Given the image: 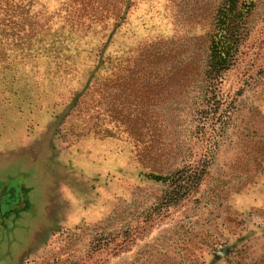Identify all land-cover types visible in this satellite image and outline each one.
<instances>
[{"label": "rangeland", "instance_id": "obj_1", "mask_svg": "<svg viewBox=\"0 0 264 264\" xmlns=\"http://www.w3.org/2000/svg\"><path fill=\"white\" fill-rule=\"evenodd\" d=\"M218 1L130 0L113 27L124 0H0V186L16 181L30 202L0 216V264H264V0L227 75L243 90L206 179L164 206L169 186L148 175L181 166L192 141L199 81L168 80L201 63V18ZM160 39L178 40L147 104L146 165L115 80Z\"/></svg>", "mask_w": 264, "mask_h": 264}, {"label": "trees", "instance_id": "obj_2", "mask_svg": "<svg viewBox=\"0 0 264 264\" xmlns=\"http://www.w3.org/2000/svg\"><path fill=\"white\" fill-rule=\"evenodd\" d=\"M124 1L121 10L110 12L114 15L113 18H109L113 20V27L118 26L128 12L131 2ZM260 1L219 0L215 7L201 18V21H204L206 37L205 55L201 63L176 67L173 65L175 69L173 68L169 75L170 83L181 85V82L187 80H197L201 87L199 101L193 114L192 141L181 166L169 172H161L147 165L150 162L153 143L150 137L145 138L146 132L142 134L143 129H147V104L154 93L161 92L166 86L159 73L173 58L171 52L166 54L162 49L166 44L176 42L178 39L171 41L160 39L142 46L134 55L129 56L127 64L122 66V72L126 73L117 76L115 80L117 92L119 90L121 93H127V100L123 102L122 107L128 130L133 134L136 143L142 145L138 157L150 168L148 175L151 179L169 186L163 197L164 206L178 203L187 197L208 175L209 166L213 162L243 90V86L233 91L231 88L225 89L227 75L240 62L244 43L250 33L248 22ZM49 43L51 45L47 49L48 52L55 51L52 42ZM104 48L105 43L99 48L97 62L89 73L85 86L73 96L66 110L76 105L79 96L90 84L92 74L101 68L104 62ZM244 84L248 85V82L244 80ZM136 99L137 103L132 106Z\"/></svg>", "mask_w": 264, "mask_h": 264}, {"label": "flooded vegetation", "instance_id": "obj_3", "mask_svg": "<svg viewBox=\"0 0 264 264\" xmlns=\"http://www.w3.org/2000/svg\"><path fill=\"white\" fill-rule=\"evenodd\" d=\"M11 183L10 186H0V216L2 218L9 216V211H12L9 208L18 202L23 204L22 209L30 211V202L26 199L24 188L16 181H11Z\"/></svg>", "mask_w": 264, "mask_h": 264}]
</instances>
